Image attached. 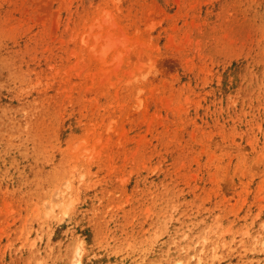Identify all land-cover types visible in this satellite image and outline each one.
<instances>
[{"label":"rangeland","instance_id":"obj_1","mask_svg":"<svg viewBox=\"0 0 264 264\" xmlns=\"http://www.w3.org/2000/svg\"><path fill=\"white\" fill-rule=\"evenodd\" d=\"M77 244L264 264V0H0V264Z\"/></svg>","mask_w":264,"mask_h":264},{"label":"bare ground","instance_id":"obj_2","mask_svg":"<svg viewBox=\"0 0 264 264\" xmlns=\"http://www.w3.org/2000/svg\"><path fill=\"white\" fill-rule=\"evenodd\" d=\"M111 20V15L109 13L105 14L101 18L95 19L96 24L92 25V27L97 26L101 27V25H105ZM123 35L121 34L120 36H116V34L112 32H106V33H101L100 35L94 37V40L88 44V42L84 39L83 43L86 45L87 49L93 48L97 44H101V50L94 56V61H98L100 58L105 57L108 53H110L111 50L115 49L120 43ZM114 66L118 67L122 65V61L120 57H117L115 60ZM109 63V62H108ZM132 78L134 76L130 75ZM129 76V79H130ZM83 246L81 244L75 245L73 248L72 255L70 256V264H83ZM174 264H182L179 261L175 262Z\"/></svg>","mask_w":264,"mask_h":264}]
</instances>
